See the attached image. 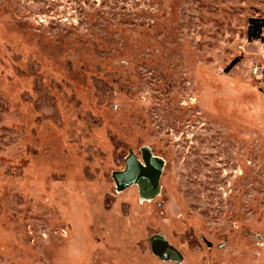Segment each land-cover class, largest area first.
<instances>
[{"label":"rangeland","instance_id":"obj_1","mask_svg":"<svg viewBox=\"0 0 264 264\" xmlns=\"http://www.w3.org/2000/svg\"><path fill=\"white\" fill-rule=\"evenodd\" d=\"M263 36L264 0H0V264H264Z\"/></svg>","mask_w":264,"mask_h":264},{"label":"water","instance_id":"obj_2","mask_svg":"<svg viewBox=\"0 0 264 264\" xmlns=\"http://www.w3.org/2000/svg\"><path fill=\"white\" fill-rule=\"evenodd\" d=\"M164 160L153 155L148 147L141 150V159L134 153L125 158V166L121 170L112 172V178L117 190L136 184L141 199H150L157 196L160 189V176ZM153 252L163 260L174 259L179 261V252L168 243L163 234H155L149 238Z\"/></svg>","mask_w":264,"mask_h":264},{"label":"built area","instance_id":"obj_3","mask_svg":"<svg viewBox=\"0 0 264 264\" xmlns=\"http://www.w3.org/2000/svg\"><path fill=\"white\" fill-rule=\"evenodd\" d=\"M258 57H259V63H256L252 69L254 74L262 75L264 73V36L262 37V39H260L259 42Z\"/></svg>","mask_w":264,"mask_h":264}]
</instances>
